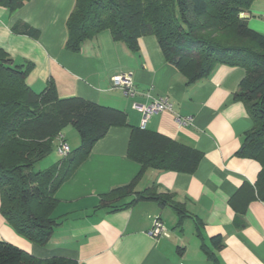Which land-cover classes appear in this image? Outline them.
I'll return each mask as SVG.
<instances>
[{
	"label": "crops",
	"instance_id": "obj_1",
	"mask_svg": "<svg viewBox=\"0 0 264 264\" xmlns=\"http://www.w3.org/2000/svg\"><path fill=\"white\" fill-rule=\"evenodd\" d=\"M75 5L76 0H30L14 13L0 7V47L17 64H34L27 78L34 91H43L52 80L61 99L80 98L121 110L129 127L111 128L60 187L53 214L59 225L46 246L18 234L1 212L0 241L38 259L64 258L79 264H264V201L254 189L261 166L238 156L252 127L245 105L234 99L245 70L220 65L209 78L188 85L165 59L155 36L139 38L133 52L115 42L109 31L71 53L65 49L67 21ZM254 9L242 18L264 35V21ZM17 23L38 30L39 37L14 34ZM119 74L132 75L135 98L113 89L112 79ZM160 99H167L172 110L152 115L143 128V116L133 104ZM178 117L190 123L182 126ZM132 127L158 132L203 154L194 174L150 169L136 187V192L155 187L160 194L173 195L185 209L181 226L173 208L153 201L124 207L132 197L114 204L116 208L101 206L102 196L127 186L141 170L127 155ZM64 136L73 143L72 150L79 147L80 136L73 128ZM157 218L166 225L168 238L149 235ZM216 236L223 239L221 249L212 245Z\"/></svg>",
	"mask_w": 264,
	"mask_h": 264
},
{
	"label": "trees",
	"instance_id": "obj_2",
	"mask_svg": "<svg viewBox=\"0 0 264 264\" xmlns=\"http://www.w3.org/2000/svg\"><path fill=\"white\" fill-rule=\"evenodd\" d=\"M28 1L0 0V7L14 13ZM257 1L76 0L67 21L65 49L79 53L87 41L109 31L115 42L136 52L139 38L155 36L165 59L187 78L188 85L209 78L220 65L244 69L234 99L245 105L252 127L244 135L238 156L260 164L254 189L264 201V35L252 30L241 17ZM12 32L34 39L40 34L25 23L14 25ZM33 69L34 64H17L0 47V212L18 234L43 247L59 225L53 214L60 187L111 128L129 124L121 110L80 98L61 99L52 80L43 91H34L27 83ZM69 127L79 134V147L56 166L36 170L39 162L58 152L61 137L65 140L64 131ZM131 130L127 155L141 170L130 184L102 196L101 206L115 207L132 197L124 207L153 201L173 208L181 226L185 209L173 195L160 194L155 187L136 192V187L150 169L194 174L203 154L158 132L138 127ZM212 245L221 249L222 237H213ZM209 258L217 262L213 253ZM0 264L79 263L64 258L38 259L0 241Z\"/></svg>",
	"mask_w": 264,
	"mask_h": 264
},
{
	"label": "built area",
	"instance_id": "obj_3",
	"mask_svg": "<svg viewBox=\"0 0 264 264\" xmlns=\"http://www.w3.org/2000/svg\"><path fill=\"white\" fill-rule=\"evenodd\" d=\"M113 89H119L122 91L124 97L126 98H135L137 95V89L134 85V81L131 74H119L112 79ZM134 109L138 110L142 114V127L145 128L147 121L150 117L156 113L170 111L172 110V105L168 102L167 99L157 100L150 105H139L133 104ZM178 123L182 126L190 123V119L178 117ZM63 159H66L71 153L72 149L61 137L60 146L57 152ZM149 235L155 239H165L169 237V231L164 224V222L157 218L152 228L149 232Z\"/></svg>",
	"mask_w": 264,
	"mask_h": 264
},
{
	"label": "rangeland",
	"instance_id": "obj_4",
	"mask_svg": "<svg viewBox=\"0 0 264 264\" xmlns=\"http://www.w3.org/2000/svg\"><path fill=\"white\" fill-rule=\"evenodd\" d=\"M254 4L252 5V7L255 8L254 9L255 12H253V14L258 18V20L260 19L261 21H264V0H259V1H257V3L255 5ZM242 15H241V17H242ZM252 30H254V29H252ZM254 31H256V30H254ZM256 32H258V31H256ZM70 146L73 148L74 145H73L72 142H70ZM63 160H65V159H63L61 156L60 157L57 156V154L54 152L50 157H48L47 159L39 162L36 165L35 169L38 170V171L39 170H44V169H47L49 167L56 166L59 162H62Z\"/></svg>",
	"mask_w": 264,
	"mask_h": 264
}]
</instances>
